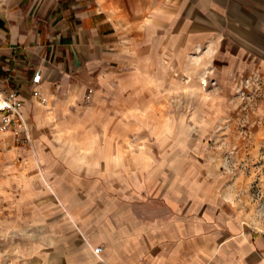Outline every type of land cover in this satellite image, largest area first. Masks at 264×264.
Masks as SVG:
<instances>
[{
    "label": "rangeland",
    "instance_id": "1",
    "mask_svg": "<svg viewBox=\"0 0 264 264\" xmlns=\"http://www.w3.org/2000/svg\"><path fill=\"white\" fill-rule=\"evenodd\" d=\"M220 1L198 34L177 0L117 7L103 60L0 135V264H46V248L58 260L91 219L128 226L141 259L148 222L203 214L205 201L264 233V0Z\"/></svg>",
    "mask_w": 264,
    "mask_h": 264
},
{
    "label": "crops",
    "instance_id": "2",
    "mask_svg": "<svg viewBox=\"0 0 264 264\" xmlns=\"http://www.w3.org/2000/svg\"><path fill=\"white\" fill-rule=\"evenodd\" d=\"M107 1L106 6L102 0H0V86L19 92L28 125L34 123L39 108L34 103L38 99L33 95L35 89L47 100L82 66L93 70L92 65L103 60L105 45L119 38L118 8L124 5L127 14L144 10L137 0ZM177 3L175 13L185 12L191 34L210 32L198 18L208 16L206 12L215 3L222 4L220 0ZM129 20L134 19L131 16ZM204 38L209 40L207 35ZM38 74L41 80L35 83ZM37 150L35 156L43 162L45 151ZM43 166L48 170V165ZM46 182L57 185L53 180ZM196 205L209 210L184 218L171 214L148 222L140 234L141 259L133 255L128 226L125 232L114 223L94 224L91 219L77 227L70 244L65 235L59 241L58 260L50 259L47 248L42 250L43 260L48 261L46 264H264V233L251 230L234 215L219 213L221 204L217 202ZM105 228L114 233L90 235ZM98 245L103 246L100 252L96 251Z\"/></svg>",
    "mask_w": 264,
    "mask_h": 264
},
{
    "label": "built area",
    "instance_id": "3",
    "mask_svg": "<svg viewBox=\"0 0 264 264\" xmlns=\"http://www.w3.org/2000/svg\"><path fill=\"white\" fill-rule=\"evenodd\" d=\"M41 80V74H38L34 78L35 83H39ZM33 95L41 99L44 103L46 102V97L43 96L39 89H35ZM0 135L4 133L12 132L14 135L18 136L20 132L27 129V122L24 118L23 103L19 97V92L16 89L7 90L0 86ZM102 247L96 249L100 252Z\"/></svg>",
    "mask_w": 264,
    "mask_h": 264
}]
</instances>
